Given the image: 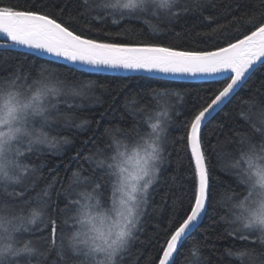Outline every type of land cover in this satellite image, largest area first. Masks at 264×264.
<instances>
[{
    "label": "snow or ice",
    "instance_id": "obj_1",
    "mask_svg": "<svg viewBox=\"0 0 264 264\" xmlns=\"http://www.w3.org/2000/svg\"><path fill=\"white\" fill-rule=\"evenodd\" d=\"M69 3L0 0V264H139L142 252L133 258L132 249L144 243L139 234L172 154L169 148L177 144L190 154L192 195L186 208L182 199H174L167 225L155 226L158 232L150 242L157 254L146 264H213L205 254L213 238L229 240L221 262L228 257V264H264V0H237L235 11L231 3H221L226 23L219 22L220 14L204 15L217 7L215 0H79L75 12ZM105 14L113 24L145 15L169 24L198 17L209 24L198 36L223 34L225 42L179 47L158 39L156 33L163 30L155 27L152 35L134 42L121 39L135 35L129 29L86 34ZM78 20L85 21L80 30ZM230 26L238 35L226 32ZM52 64L57 68L46 66ZM105 69L210 78L219 87L177 111L173 100L183 103L180 92L163 82L140 86L151 106L140 104V92L126 101L124 108L133 116L129 129L109 118L115 96L94 120L77 115L83 103L68 102L93 97L99 102L95 89L105 85L79 77L85 70ZM246 88L250 94L243 99ZM126 89L127 84L120 91ZM233 101L242 102L225 112ZM139 113L143 117L137 121ZM219 113L234 120L232 135L224 141L228 152L219 140L211 152L205 143L204 128ZM174 116H182V122ZM71 127L85 137L79 147L63 134ZM217 127L223 130L225 124ZM64 145L75 148L70 157L75 170L65 165L71 176L61 177L59 165L49 167L51 179L36 191L45 179L40 158L58 154ZM216 168L233 178L220 200L215 199ZM213 207L218 218L202 229Z\"/></svg>",
    "mask_w": 264,
    "mask_h": 264
},
{
    "label": "trees",
    "instance_id": "obj_2",
    "mask_svg": "<svg viewBox=\"0 0 264 264\" xmlns=\"http://www.w3.org/2000/svg\"><path fill=\"white\" fill-rule=\"evenodd\" d=\"M217 7L208 8L204 15H217L220 14V23H226L227 17L223 14L224 9L221 7V3L232 4V8L235 11V4L237 0H215ZM79 4V0H70L69 9L73 12L76 11ZM117 19L119 17H116ZM113 17L105 14V18L102 21H92V31L86 32L88 35H97V29L103 28L108 32L115 33L118 31H123L129 29L131 33L126 37H122L123 42H134L138 38L145 36H150L153 34V28H159L163 31L156 33L158 39L164 43H173L179 47H189V48H210L216 45L218 42L223 44L225 42L224 35H218L211 39H205L197 35V33L204 32L208 30L209 24L207 21H203L202 18L193 16H183L178 21H173L168 23L167 21L161 22L158 18L145 15L140 19L133 20H120L119 24L112 23ZM78 30L84 28L85 21L78 20L75 25ZM212 27H215L213 24ZM173 29V31H169ZM190 30L191 34H186L185 30ZM235 26H230L226 29L227 33L232 36L238 35L235 32ZM243 31V29H241ZM175 33H181L179 37L175 36ZM43 62V61H41ZM61 64V63H59ZM64 65V64H61ZM49 68H57L56 64L46 65ZM60 72H65L66 68H60ZM143 76L144 79H140ZM80 80H94L99 84L105 85L102 89L99 86L95 89V96L100 97V101L96 102L94 97L89 99L81 98H68L69 103L80 104L83 103L85 107L77 110V115L84 119L94 120L97 118L98 112L104 111L110 103H112L113 97H116L115 105L113 111L109 114V118L114 117L116 122L123 121V127L131 128L133 123V116L131 112L126 111L124 105L129 98L137 92H140L139 101L141 105L151 106V101L149 98L143 94L140 86H150L159 87L158 82H163L165 85L174 91L180 92L184 96L183 103L179 98H174L173 103L175 105V110L184 111L186 108L190 107L191 104L196 101L198 97H204L206 94L210 95L207 90L211 88L219 87L218 84L210 82H194V81H180V80H168L161 78L148 77L144 75H109L97 72L85 71L84 75L79 77ZM127 84L128 89L121 92L120 89L123 85ZM249 89L241 90L240 96L243 99H247L249 95ZM242 101H233L225 108V112L231 110L235 105L241 103ZM102 105V106H101ZM62 107H65L62 105ZM237 112L239 108L236 109ZM174 115V114H173ZM143 117L142 113L137 114L136 119L139 121ZM177 121L183 120V117H175ZM238 119V117H237ZM223 122L225 127L223 130L218 129L217 125ZM105 126H107L105 122ZM234 126V120L227 119L224 113H219L214 119H211L209 123L204 128V138L205 143L208 146V150L211 152V145L217 144L219 140V147L223 152H228L230 146L224 141L227 137L232 135V128ZM181 130L172 132L173 136H178ZM64 135L69 136L70 139L74 141L75 147L80 146V141L85 137L81 130L71 127L67 129ZM91 147V146H89ZM75 148L72 145H64L58 154H53L52 152L47 153L40 159L45 163L46 167L43 170L44 180L40 181L39 187H44L45 183L51 177L48 175V168L59 165L56 169L60 173L61 177L65 175L71 176V171L65 169V165H69L72 170H75L76 164L71 161L70 157L73 155ZM169 151L172 153L169 157V162L165 165V171H163L161 176V181L153 192L152 196V206L149 209V215L145 217V224L143 225V232L139 234L140 241L144 243L136 242L132 249V257L135 258L139 252H142L140 256L139 264H146V258L155 256L157 254V248L154 242L150 240L157 235L158 230L156 225H160L161 228L167 225L169 214L171 211V205L174 199L180 198L183 200L184 207H187L188 201L192 195L193 189V166L190 164V154L187 150L182 149L180 144L175 145V147H170ZM39 162V161H38ZM213 163H216L215 156H213ZM214 175L220 177L219 181H214L215 191L218 193L216 200H220V195L226 192L228 185L232 183V179L225 172H221L219 168L214 169ZM35 195V192L32 193ZM63 206V204H61ZM163 208L164 211L160 212L159 209ZM217 209L215 207L209 209L208 216L205 217L201 228H207L212 220L217 219L216 215ZM219 231V229L217 230ZM160 240L159 243H163V232H159ZM198 238L203 239L204 233L198 232ZM210 248L206 251V255L211 256L213 264H228V257H225L221 262L219 256L223 253L224 249L228 247L229 240L224 239H210L208 241ZM183 256L181 257V260ZM129 264H134V260L129 262Z\"/></svg>",
    "mask_w": 264,
    "mask_h": 264
},
{
    "label": "water",
    "instance_id": "obj_3",
    "mask_svg": "<svg viewBox=\"0 0 264 264\" xmlns=\"http://www.w3.org/2000/svg\"><path fill=\"white\" fill-rule=\"evenodd\" d=\"M2 39V37H0ZM45 59H52L50 57H45ZM59 63L67 65L68 62L65 61H59ZM89 72H97V73H103V74H109V75H144L147 76V74L144 73H138V72H130L127 70H111V69H105V70H85ZM154 78H161V79H168V80H180V81H194V82H210V78H200V77H173V76H163V75H157Z\"/></svg>",
    "mask_w": 264,
    "mask_h": 264
}]
</instances>
